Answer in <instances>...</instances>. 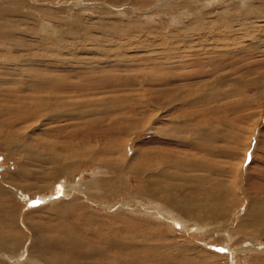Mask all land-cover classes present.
Returning a JSON list of instances; mask_svg holds the SVG:
<instances>
[{
	"label": "rangeland",
	"instance_id": "rangeland-1",
	"mask_svg": "<svg viewBox=\"0 0 264 264\" xmlns=\"http://www.w3.org/2000/svg\"><path fill=\"white\" fill-rule=\"evenodd\" d=\"M1 188L0 264H264V0H0Z\"/></svg>",
	"mask_w": 264,
	"mask_h": 264
},
{
	"label": "bare ground",
	"instance_id": "bare-ground-1",
	"mask_svg": "<svg viewBox=\"0 0 264 264\" xmlns=\"http://www.w3.org/2000/svg\"><path fill=\"white\" fill-rule=\"evenodd\" d=\"M1 11H2V9H1ZM3 63H7V62H3ZM11 64V63H10ZM19 64V63H18ZM19 67H20V65H18ZM14 67V66H13ZM8 68V67H7ZM16 69V68H15ZM19 69V68H18ZM16 70L17 72L15 73L14 72V75H22L24 72H23V70ZM8 70V69H7ZM6 71V70H5ZM8 72V71H7ZM13 72V71H12ZM29 72V71H28ZM27 72V73H28ZM26 75V74H25ZM18 77V76H17ZM25 77V76H24ZM29 77V76H28ZM36 80V79H35ZM31 82V81H30ZM33 82V81H32ZM38 83H40L41 81H37ZM33 84V83H32ZM36 84V83H35ZM49 84V83H48ZM24 85V84H23ZM37 85V84H36ZM42 85V84H41ZM28 86H30V84L28 85ZM23 87V86H22ZM31 87V86H30ZM38 87H39V85H38ZM41 87V86H40ZM44 87V86H43ZM48 87V86H47ZM29 88V87H28ZM8 90V89H7ZM19 90V89H18ZM23 90V89H22ZM34 92V91H33ZM43 98V97H42ZM36 99V98H35ZM41 100H43V99H41ZM34 101V100H33ZM39 105H40V99H39ZM34 103V102H33ZM37 103V102H36ZM38 106V105H37ZM27 107H28V105H27ZM33 108V107H32ZM35 108H37V107H35ZM41 108H42V106H41ZM126 108H129L128 107V105H127V103H124V107H120L119 109H126ZM21 109H25V108H21ZM39 109V108H38ZM43 109V108H42ZM32 110V109H31ZM33 111V110H32ZM54 115V114H53ZM35 116H37L36 115V112L35 111H33L32 113H30V112H25V113H23V114H20V115H18L17 116V118H15V123L16 122H18L19 120H28V119H31V118H33V117H35ZM13 123H14V121H13ZM12 123V124H13ZM18 146V145H17ZM41 151V150H40ZM207 152H209V149L207 150ZM47 163V162H46ZM49 164V163H48ZM71 167V169H73L74 168V166H70ZM44 168V167H43ZM52 171V170H51ZM60 171V170H59ZM58 170H57V172H55V171H52V172H48V173H51V174H54V173H58L59 172ZM41 171H39V173H40ZM45 172V171H44ZM43 172V173H44ZM60 173V172H59ZM35 174V173H34ZM33 174V175H34ZM162 174V173H161ZM160 174V175H161ZM30 175H32V173L30 174L29 172H23V175H22V177H25V179H26V177H29ZM163 175V174H162ZM47 176H50V175H47ZM46 176V177H47ZM57 176V175H56ZM42 178H45V177H42ZM17 178L15 177L13 180H16ZM105 181V180H104ZM83 183H85V182H83ZM82 183V184H83ZM103 185H104V187L106 186V187H108V188H110L109 186H108V184L106 183V182H103ZM29 186V185H28ZM28 186H27V188H28ZM40 186V185H39ZM80 186V185H79ZM82 186V185H81ZM89 186V185H88ZM92 187H93V185H91ZM31 187V186H30ZM84 186H82L81 188H83ZM91 187V188H92ZM32 188V187H31ZM78 188V187H77ZM76 188V189H77ZM111 189H113V188H111ZM114 189H116V188H114ZM2 188L0 189V195L2 194ZM41 192V191H40ZM156 192H157V190H156ZM219 192V191H218ZM3 195V194H2ZM214 195H217V194H214ZM217 196H213V198H211V199H209V200H212L211 202H212V206H214L216 209H217V206H218V208L219 207H223V206H219V205H217L215 202H217V201H219L221 198H218ZM1 199V198H0ZM112 199V198H111ZM208 200V199H207ZM209 200H208V202H209ZM42 201H44V200H42ZM49 201V200H48ZM111 201V200H110ZM193 201V200H192ZM128 203V202H127ZM138 203V202H137ZM189 203V202H188ZM218 203V202H217ZM125 204V203H124ZM149 204H151V203H149ZM206 204H207V202H206ZM128 205V204H127ZM153 204H151L150 206H152ZM208 205V204H207ZM207 205L205 206V207H207ZM190 206V205H189ZM211 206V205H210ZM211 206V207H212ZM257 206V205H256ZM210 207V208H211ZM226 207V206H225ZM13 208V207H12ZM178 208V207H177ZM197 208H199V207H197ZM209 208V207H208ZM224 208V207H223ZM140 209L142 210V211H145V210H148V205H146V204H141V206H140ZM156 208L155 207H153V208H150V210L151 211H153L154 213H158L156 210H155ZM187 210L189 209V208H186ZM190 209H193V208H191L190 207ZM215 209V210H216ZM254 209V208H253ZM178 210V209H177ZM186 210V211H187ZM200 210H201V208H200ZM209 210V209H208ZM252 210V209H251ZM185 211V212H186ZM205 211V210H204ZM214 211V210H213ZM247 211V210H246ZM250 211V210H249ZM256 210H253V214H251L252 212H250L249 214H251V215H247L248 216V219L251 221V223L253 222V223H258L259 222V220L261 219V217L255 212ZM261 211V210H260ZM260 211H258V213L260 212ZM264 211V210H263ZM262 211V212H263ZM168 213V212H167ZM199 213H201V212H199ZM203 213V212H202ZM210 213V212H209ZM139 214V213H138ZM160 214V213H159ZM217 214H218V212H217ZM260 215H262L261 213H260ZM131 216V215H130ZM130 216H128V218L130 217ZM201 216V215H200ZM220 216V215H219ZM126 217V216H125ZM123 218H124V216H123ZM127 218V217H126ZM127 218V219H128ZM157 218V217H156ZM247 218V217H246ZM263 218V217H262ZM159 219H161V218H159ZM174 219V218H173ZM125 220V219H124ZM124 220H122L121 219V216L120 217H118L117 216V218H116V221H124ZM144 220V219H143ZM179 217L177 216L176 217V221H178L179 222ZM126 221V220H125ZM133 221H134V218H133ZM132 221V219H128V221L125 223L126 225H128L129 227L130 226H135V224H134V222ZM148 221V220H147ZM170 221V220H169ZM176 221H175V224H176ZM181 222H182V220H180ZM10 222V221H9ZM90 222H91V220H90ZM145 222V221H144ZM172 222V221H171ZM247 222H248V220H247ZM149 223H150V221H149ZM167 223V222H166ZM165 223V224H166ZM169 223V222H168ZM167 223V224H168ZM260 223V222H259ZM145 224V223H144ZM182 224H186L185 222H183ZM261 224V223H260ZM259 224V225H260ZM183 225V226H184ZM254 227V226H253ZM113 228V227H112ZM115 228V227H114ZM126 228V227H125ZM197 228V227H196ZM261 228H263L264 229V226H261ZM109 230H111V228H108ZM124 228H122L121 230H116V231H114V233H113V235L110 237V238H99V241H98V243H100V242H102L103 243V246H104V248H107V250L109 249V250H111V249H113L114 251H130L131 253H132V255L131 256H134V260L135 261H141V260H144V259H146L147 261H149V262H151V261H153V260H151V253H153V252H151L152 250L150 249L149 250V252H150V254L149 255H147V253H145L144 255H141L140 256V254L138 253L139 251L138 250H135V249H133L134 247H132V245L131 246H129V244L127 243V242H125L124 240H122V241H120L119 239H118V235H119V233H120V231H122ZM129 229V228H128ZM191 229H193L192 227H191ZM198 229V228H197ZM190 230V229H189ZM256 230H257V228H256ZM262 230V229H261ZM124 231H126V230H124ZM146 231V230H145ZM144 231V232H145ZM193 231V230H192ZM254 231V230H253ZM1 232H3V231H1ZM0 232V233H1ZM110 232V231H109ZM143 232V233H144ZM98 233V232H97ZM192 233V232H191ZM261 233V232H260ZM121 234V233H120ZM124 234V233H123ZM132 235V234H131ZM145 236V235H144ZM4 237H6V236H0V249L1 248H3V247H6L7 245H8V239L7 238H4ZM99 237V236H98ZM121 237V236H120ZM144 239H145V237H143ZM160 238V237H159ZM16 239H18V238H15V240ZM121 239V238H120ZM123 239V238H122ZM127 239V238H126ZM133 239V238H132ZM149 239V238H148ZM232 239V238H231ZM12 241H14V240H12ZM128 241V240H127ZM16 242V241H15ZM14 242V243H15ZM129 242V241H128ZM133 242V241H132ZM124 243V244H123ZM146 243V242H145ZM140 244V243H139ZM142 244V243H141ZM41 245V244H40ZM16 246V245H15ZM249 246V245H248ZM47 247V246H46ZM53 249H58L59 250V246H57V245H52L51 246ZM243 247H245V246H243ZM177 248V247H176ZM246 248V247H245ZM252 248V250H256V251H258V248L257 247H251ZM34 249V248H33ZM35 249H36V251H41L42 250V247L40 248V246H39V244H37V246L35 247ZM38 249V250H37ZM69 249V248H68ZM137 249V248H136ZM242 249V248H241ZM247 249V248H246ZM246 249H245V251H246ZM148 250V249H147ZM244 250V249H243ZM34 251V250H33ZM46 251V250H45ZM66 251V250H65ZM68 252H71V251H69V250H67ZM75 251V250H74ZM92 251H95L96 252V254L98 253L99 254V256H101L100 254H103V253H101V252H104L105 250H102V251H100L99 249H98V245H96V247L94 246V248H93V250ZM172 251V250H171ZM237 251H238V249H237ZM240 251V250H239ZM60 252V251H59ZM123 252V253H124ZM259 252V251H258ZM42 253H44L43 252V250H42ZM75 253V252H74ZM130 253V254H131ZM21 254V253H20ZM20 254H18V256H17V254H16V256H14V257H9V256H7V254L5 255L7 258H13L14 259V261H15V264H18L19 262H20V260H19V258H21V261H22V264H32V263H34V264H38L39 262L38 261H33V259H35V258H28V257H24L25 256V254L24 253H22V255H20ZM41 254V253H40ZM39 254V255H40ZM71 254H73V253H71ZM76 254V253H75ZM154 254V253H153ZM3 255V254H2ZM20 255V256H19ZM70 255V254H69ZM78 255H80V257H85V256H87V254H85V253H83V252H81L80 254H78ZM93 255V254H92ZM127 255V254H126ZM172 256V255H171ZM112 257V256H111ZM121 257V256H120ZM185 257V256H184ZM129 258V257H128ZM31 259H32V261H31ZM161 260H155L154 261V263L156 262V264H163L162 263V259L163 258H160ZM166 259V258H165ZM178 259V258H177ZM36 260V259H35ZM115 260V259H114ZM185 261V260H184ZM55 264H63V262H64V264H72V261H70V260H63V259H61V260H55ZM171 262H172V260H171ZM114 263H115V261H114ZM134 263H136V262H134ZM153 263V264H154ZM174 263V262H173ZM186 263V262H185ZM260 262H258V264H259ZM111 264V263H110ZM149 264V263H148ZM152 264V263H151ZM176 264H178V263H176ZM180 264V263H179ZM189 264H190V262H189Z\"/></svg>",
	"mask_w": 264,
	"mask_h": 264
}]
</instances>
